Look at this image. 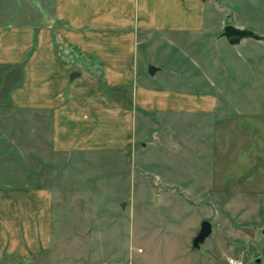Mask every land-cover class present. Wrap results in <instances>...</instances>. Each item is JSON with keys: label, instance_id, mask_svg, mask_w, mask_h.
<instances>
[{"label": "crops", "instance_id": "0c3cea01", "mask_svg": "<svg viewBox=\"0 0 264 264\" xmlns=\"http://www.w3.org/2000/svg\"><path fill=\"white\" fill-rule=\"evenodd\" d=\"M207 16L205 0H54L49 21L0 24V264L26 262L51 250L55 240L64 252L57 264H228L229 256L236 258L234 250L208 242L214 230L200 250L193 239L150 254L134 235L121 245L93 238L110 234L98 226L68 227L66 201L55 194L58 179L50 175L53 158L132 151L146 118L169 131L212 134L234 161L229 166L241 163L247 120L226 111L232 102L210 76L208 56L195 74V56L177 43L208 35ZM74 73L80 75L72 79ZM160 75L170 82H153ZM227 138L236 147H225ZM224 157L209 168L231 170L217 168ZM211 181L212 187L227 182ZM83 234L91 236V246L79 256L74 241Z\"/></svg>", "mask_w": 264, "mask_h": 264}, {"label": "rangeland", "instance_id": "374dc122", "mask_svg": "<svg viewBox=\"0 0 264 264\" xmlns=\"http://www.w3.org/2000/svg\"><path fill=\"white\" fill-rule=\"evenodd\" d=\"M53 2L0 0V24L49 21ZM205 3L209 34L193 41L189 36L178 38L177 43L179 50L186 49L188 57L195 56L197 66L193 65L191 70L195 74L201 72L208 56L213 70L210 76L220 83L225 98L232 102L226 111L241 122L247 120L240 138L241 163L239 158L236 165L229 166L234 161L224 157L223 144L218 146L212 134L200 130L169 131L168 127H158L151 118H146L145 133L132 151L53 158L56 167L50 175L58 179L55 194L66 201V226L76 223L83 231L98 226L100 233L110 232L93 238L105 237L123 245L134 235L136 242L148 246L150 254H156L183 242L192 245L201 223L208 220L214 230L213 238L208 239L210 244L234 250L236 258L244 262L264 264V0H205ZM228 24L252 30L256 38L231 44L221 37ZM160 77L153 82L158 85L170 82ZM187 84L177 83L191 89V84ZM116 95L129 101L127 94ZM20 135L26 145L29 139L25 132ZM229 144L236 147L234 138L225 140V147ZM220 157L224 158L216 163L217 168L231 170L209 168V163ZM210 178L227 182L222 187H212ZM104 212L107 219L101 218ZM77 236L75 250L80 256L90 248L91 236ZM62 253L55 240L51 250L26 262L8 260L3 264H57Z\"/></svg>", "mask_w": 264, "mask_h": 264}, {"label": "water", "instance_id": "95a60500", "mask_svg": "<svg viewBox=\"0 0 264 264\" xmlns=\"http://www.w3.org/2000/svg\"><path fill=\"white\" fill-rule=\"evenodd\" d=\"M221 37H224L228 40L231 44H237L241 42L243 39L247 38H256V33L249 29H243L240 27H237L232 24L226 25L223 30ZM157 72V68L155 66H151L149 68V74L154 75ZM79 73H74L72 75V79L75 77H78ZM122 207H125V203L122 204ZM213 227L210 221L205 220L201 223V228L197 236L193 240V248L196 250L201 249V245L205 242L207 238H209L212 234Z\"/></svg>", "mask_w": 264, "mask_h": 264}, {"label": "built area", "instance_id": "2783aa9c", "mask_svg": "<svg viewBox=\"0 0 264 264\" xmlns=\"http://www.w3.org/2000/svg\"><path fill=\"white\" fill-rule=\"evenodd\" d=\"M228 264H250V263L244 262L243 260H240L235 257H229Z\"/></svg>", "mask_w": 264, "mask_h": 264}]
</instances>
